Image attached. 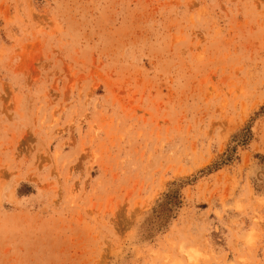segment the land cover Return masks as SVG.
Segmentation results:
<instances>
[{
	"label": "rangeland",
	"instance_id": "rangeland-1",
	"mask_svg": "<svg viewBox=\"0 0 264 264\" xmlns=\"http://www.w3.org/2000/svg\"><path fill=\"white\" fill-rule=\"evenodd\" d=\"M0 264H264V0H0Z\"/></svg>",
	"mask_w": 264,
	"mask_h": 264
},
{
	"label": "trees",
	"instance_id": "trees-1",
	"mask_svg": "<svg viewBox=\"0 0 264 264\" xmlns=\"http://www.w3.org/2000/svg\"><path fill=\"white\" fill-rule=\"evenodd\" d=\"M237 136V135H236ZM235 137V135H234ZM250 137V130L247 128V129H244L240 132V138L237 140V141H242V142H245L248 138ZM234 152H235V146L233 147H229L225 152H224V155L222 156V159H220L219 162H217V164H221V163H224V162H228L230 161L233 157H234ZM168 199H166L165 201V205H169V206H172V205H178L180 200L179 199H172V198H176V196L173 194H168L167 195Z\"/></svg>",
	"mask_w": 264,
	"mask_h": 264
}]
</instances>
